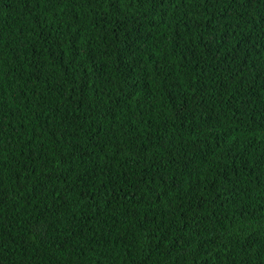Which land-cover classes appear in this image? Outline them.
<instances>
[{
  "label": "trees",
  "instance_id": "16d2710c",
  "mask_svg": "<svg viewBox=\"0 0 264 264\" xmlns=\"http://www.w3.org/2000/svg\"><path fill=\"white\" fill-rule=\"evenodd\" d=\"M0 0V264H264V0Z\"/></svg>",
  "mask_w": 264,
  "mask_h": 264
},
{
  "label": "snow or ice",
  "instance_id": "6c2138e0",
  "mask_svg": "<svg viewBox=\"0 0 264 264\" xmlns=\"http://www.w3.org/2000/svg\"><path fill=\"white\" fill-rule=\"evenodd\" d=\"M246 2H250V0H225V10L222 15H228L229 13L227 9L230 8L233 4H239L243 6Z\"/></svg>",
  "mask_w": 264,
  "mask_h": 264
}]
</instances>
